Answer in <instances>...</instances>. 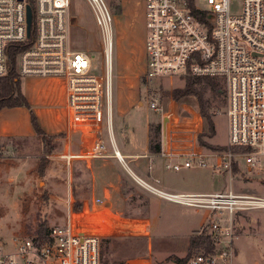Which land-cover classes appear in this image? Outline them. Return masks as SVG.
Returning a JSON list of instances; mask_svg holds the SVG:
<instances>
[{
    "label": "built area",
    "instance_id": "built-area-1",
    "mask_svg": "<svg viewBox=\"0 0 264 264\" xmlns=\"http://www.w3.org/2000/svg\"><path fill=\"white\" fill-rule=\"evenodd\" d=\"M112 0H85L102 46L103 78L90 74L87 51L70 47V0H0V78L6 72V49L21 48L14 71L20 78H59L64 96V147L57 158L69 170L74 160L107 156L101 130L106 129L111 156L120 164L111 133V13ZM145 19L143 43L145 79L213 78L223 85L227 119L224 152L199 144L198 127L170 128L160 135L159 156L167 171L206 168L231 174L233 163L244 173L259 171L264 157V0H241L231 13V0H142ZM109 2V3H108ZM31 8L29 37L25 6ZM206 6V7H204ZM148 109L163 115L161 95H145ZM78 137L73 152L69 140ZM238 149L239 152H233ZM68 180V175H67ZM157 183V181H154ZM145 192L165 202L207 212L204 227L210 249H200L186 264H233L236 256L235 217L244 211L264 210V198L227 192L172 193L136 179ZM88 223L94 227L86 229ZM98 220L67 207L62 226L48 229L41 239L13 238L0 242V264H99ZM103 230V231H104Z\"/></svg>",
    "mask_w": 264,
    "mask_h": 264
},
{
    "label": "rangeland",
    "instance_id": "rangeland-1",
    "mask_svg": "<svg viewBox=\"0 0 264 264\" xmlns=\"http://www.w3.org/2000/svg\"><path fill=\"white\" fill-rule=\"evenodd\" d=\"M108 6L111 13V129L119 153L132 152L131 149L144 138L145 129L160 126L162 133L170 121V128L174 126V129L197 122L201 125L199 142L211 147H225L227 119L224 115L226 101L223 85L218 81L221 94L209 90H205L203 94L204 100L208 102L206 112L213 123L214 134L210 135L206 121L200 117L201 123L199 122L195 97H186L176 102L165 94L173 89L183 88L185 82L182 78L145 79L143 43L146 31L143 1L112 0ZM240 6L241 0H231V13H238ZM69 15L70 47L74 51H87L90 74L102 79V46L85 0H70ZM19 81L29 110H0V129L31 131L29 111H49L56 121L60 120L62 106L54 101L62 97L61 79L20 77ZM153 91L161 95L163 115L148 109L145 95ZM38 119L43 125L42 113ZM101 130L106 148L109 149L104 121ZM2 140L0 137V219L5 217L9 206L15 211L16 204L19 205L20 218L15 226H9L7 232H0V242L8 243L13 238L34 236L38 228L48 230L53 226H62L70 202L68 191L72 186V168L78 164L77 160L72 161L67 170L57 158L64 147L61 138L51 144L53 150L46 156H42L41 145L34 134L30 137ZM70 148L73 152L79 148L77 137L71 139ZM259 160L260 169L253 175L244 173V166L241 167L240 174L235 176L223 170L214 172L212 159L207 160L206 168L194 167L185 171L193 173L194 186L199 191L221 193L227 192L231 187L235 193L264 198V185L261 182L264 180V157ZM124 163L132 170L130 160L124 159ZM12 169L20 171L12 172ZM118 169L125 173L122 167L118 166ZM16 176L20 178L19 183L6 179ZM151 201L162 212L160 217L150 218L151 238L141 236L140 230L130 223L117 225L112 229H101V238L108 239L100 245V249L104 251L100 260L125 264H175L169 257L183 258L187 255L188 239L206 226L207 212L171 205L152 196ZM85 215L97 220L95 213ZM122 217L136 220L143 215L129 213L122 214ZM119 222L123 224L121 220ZM94 226V223H88L86 229ZM98 226L106 225L101 223L96 229ZM235 226L239 241L233 264H264V210L239 213L235 217Z\"/></svg>",
    "mask_w": 264,
    "mask_h": 264
},
{
    "label": "crops",
    "instance_id": "crops-1",
    "mask_svg": "<svg viewBox=\"0 0 264 264\" xmlns=\"http://www.w3.org/2000/svg\"><path fill=\"white\" fill-rule=\"evenodd\" d=\"M29 78L34 79L36 77ZM38 79L49 80L54 78ZM61 96L62 97L60 98V100L54 101V103H60L62 106V116L60 115L59 121H56L51 116V112L49 111L38 110V112L32 113L39 128L43 131L44 134L48 136H55L59 134L63 136L64 133L65 114L63 86ZM26 102L28 104L27 100ZM39 112L42 113L44 126L39 122ZM198 119L201 123L200 116ZM191 124L198 127L199 129L201 128V125H199V123L197 122H192ZM30 130L32 131V129ZM164 130L165 129H163L162 133H164ZM31 131H29V129H25L24 132H19V129H0V137L3 138L2 141L9 138H20L23 136L30 137L33 135V131ZM73 137L76 138L77 136H72L69 140V143L71 142V139H73ZM61 139L64 146L63 137H61ZM147 140L148 129H145L144 138L141 139L139 143H137L136 146L131 149L132 152H123L122 154H120L113 139L116 152L120 156L118 157L122 159L123 164H120L114 157L111 156L110 149H107L108 153L106 157L88 160L85 162L77 160L78 164L72 168V186L68 191V197L70 200L68 206L70 209V205L74 203L76 205H79L80 209L78 212H73L71 211V209L70 211L77 214L84 212L95 213L97 214L98 225H101L102 223L109 229H112L117 225L130 223L132 227L140 230L141 236L151 238L150 218L157 216L160 217L162 212L157 209L155 202L151 201L152 195L145 192L137 183H135L136 179L148 184L155 185L157 188H160L161 190L166 192L202 194L214 193L197 190V187L194 186L195 182L192 179L193 173H190V171H185V169L184 171L181 170V172L165 170L164 165L166 160L161 158L159 156V153H151L148 151ZM124 159L130 160L132 170H130L125 165ZM60 162L62 163V161ZM116 165L122 167L125 173L119 171L118 166ZM154 181H157V183H155ZM156 199L163 201L159 198ZM129 213L142 214L143 217L136 220L122 217V214ZM119 220H121L123 224L120 223ZM142 260L146 261L144 259Z\"/></svg>",
    "mask_w": 264,
    "mask_h": 264
},
{
    "label": "trees",
    "instance_id": "trees-1",
    "mask_svg": "<svg viewBox=\"0 0 264 264\" xmlns=\"http://www.w3.org/2000/svg\"><path fill=\"white\" fill-rule=\"evenodd\" d=\"M22 47L10 44L7 46L6 49V68L7 72L6 74L0 78V110L1 109H11V108H26L29 110V106L20 90V81L19 77L16 75L14 71V62L15 57L19 53ZM185 82V85L183 88L180 89H173L171 92H165V94L171 96V98L174 101H179L181 99H184L186 97L193 96L197 100V106H198V113L199 116L204 119L207 123V130L209 134H214L213 129V123L211 122L208 113L206 112V108L208 107L207 100H204V91L209 90L212 93H222L221 91V85L218 83L217 80L213 78H193V77H185L182 78ZM161 89V88H160ZM29 124L33 131V134L37 138L38 142L41 145L42 150V156H46L51 153L53 150L52 143L55 142L57 138H61L62 135H55V136H48L43 133V131L39 128L34 116L29 111ZM160 126H156L153 129H148V151L151 153H159L160 150ZM201 136V135H200ZM200 146H202L204 149L211 151V152H224L226 148L224 146H214L211 147L203 142H199ZM233 152H239L238 149H233ZM241 169H239V166L237 163H233V168L231 171V175L235 176L237 174H240ZM264 185V180L261 181ZM70 209L73 212H78L80 207L79 205H76L72 203L70 205ZM239 214V213H238ZM237 214V215H238ZM236 215V216H237ZM48 230H45L44 228H38L35 231L34 239H41L43 238ZM108 238H100L98 241V261L99 264H125L123 262H110L108 263L105 260H100V257L102 254H104V251L100 249V245L102 242L107 240ZM144 239V238H142ZM189 244V252L187 255L183 258L178 257H169V260L172 259V262L175 264H186L188 259L191 257L192 254L196 252V250H200L203 248V250L208 251L210 249V242L209 238L206 235V231L203 227V229L199 232L194 233L191 235L188 239Z\"/></svg>",
    "mask_w": 264,
    "mask_h": 264
},
{
    "label": "clouds",
    "instance_id": "clouds-1",
    "mask_svg": "<svg viewBox=\"0 0 264 264\" xmlns=\"http://www.w3.org/2000/svg\"><path fill=\"white\" fill-rule=\"evenodd\" d=\"M26 166V165H25ZM12 172H19L20 169H12ZM9 179L12 183H19V176H16L14 178H6ZM20 218V212H19V205H15V211L11 206L8 207V212L5 215L3 219H0V232H7L9 229V226H15L17 221Z\"/></svg>",
    "mask_w": 264,
    "mask_h": 264
},
{
    "label": "water",
    "instance_id": "water-1",
    "mask_svg": "<svg viewBox=\"0 0 264 264\" xmlns=\"http://www.w3.org/2000/svg\"><path fill=\"white\" fill-rule=\"evenodd\" d=\"M30 26H31V8L29 5H26L25 6V32H26V37H29Z\"/></svg>",
    "mask_w": 264,
    "mask_h": 264
},
{
    "label": "bare ground",
    "instance_id": "bare-ground-1",
    "mask_svg": "<svg viewBox=\"0 0 264 264\" xmlns=\"http://www.w3.org/2000/svg\"><path fill=\"white\" fill-rule=\"evenodd\" d=\"M119 156V154H117ZM120 157V156H119Z\"/></svg>",
    "mask_w": 264,
    "mask_h": 264
}]
</instances>
